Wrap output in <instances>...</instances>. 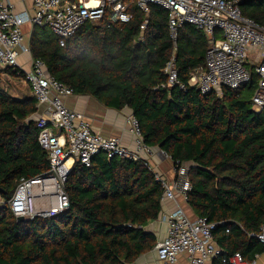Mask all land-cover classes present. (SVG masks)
Instances as JSON below:
<instances>
[{
    "label": "trees",
    "instance_id": "16d2710c",
    "mask_svg": "<svg viewBox=\"0 0 264 264\" xmlns=\"http://www.w3.org/2000/svg\"><path fill=\"white\" fill-rule=\"evenodd\" d=\"M236 1L244 17L264 27V0ZM128 8L130 21L85 23L63 47L47 27H33L31 55L73 93L128 109L145 145L189 164L191 211L216 223L222 256L239 253L251 262L264 252L254 236L264 224V110L251 107L254 76L238 89L201 93L188 81L204 63L206 37L185 23L172 39L163 8L150 5L147 16L134 2ZM171 56L184 89L166 87L162 69ZM37 110L33 97L14 99L0 86L5 202L19 179L48 170L36 138ZM64 190L68 208L52 217L18 221L0 206V264H132L153 250L156 237L146 227L161 213L162 188L140 160L101 152L88 167L76 161ZM218 258L213 264H224Z\"/></svg>",
    "mask_w": 264,
    "mask_h": 264
},
{
    "label": "built area",
    "instance_id": "2783aa9c",
    "mask_svg": "<svg viewBox=\"0 0 264 264\" xmlns=\"http://www.w3.org/2000/svg\"><path fill=\"white\" fill-rule=\"evenodd\" d=\"M133 2L145 16L150 5L163 8L172 39L185 23L207 37L204 63L191 73L188 85L206 94L219 92L223 87L238 89L250 84L254 76L251 107L255 112L264 110V27L244 17L236 0H32L30 23L33 27H47L63 47L85 23H98L105 17L112 23L130 21L132 14L128 7ZM146 23L147 19L140 25L141 30ZM29 53L14 4L0 0V78L11 69L28 85L37 113L40 112L34 119L37 142L46 152L49 165L41 176L19 179L9 200L2 201L15 218H47L67 210L64 183L74 163L78 161L88 167L92 157L102 152L109 158L140 160L161 185V204L166 201L175 204L156 219L165 224L164 237L153 248L159 264H176L181 253L186 254L187 264H206L218 257L227 264H254L239 253L222 256V249L213 237L216 223L205 217L190 219L176 203L177 197L188 201L189 164L172 162L171 180L160 174L150 157L154 153L169 157L144 144L132 113L125 117L126 128L133 137L131 145L98 134L82 113L65 106L63 99L73 94L72 89L50 76L42 60L29 58L28 68L19 63L20 54ZM162 72L166 87L185 88L178 79L174 56L165 63ZM254 236L264 246V224Z\"/></svg>",
    "mask_w": 264,
    "mask_h": 264
},
{
    "label": "crops",
    "instance_id": "0c3cea01",
    "mask_svg": "<svg viewBox=\"0 0 264 264\" xmlns=\"http://www.w3.org/2000/svg\"><path fill=\"white\" fill-rule=\"evenodd\" d=\"M10 1L14 4V10L20 22L21 30H24L26 32L25 44H27L30 48L29 43H30L31 33L33 30V26L30 23V17L32 15V0H10ZM202 34L205 36L204 33ZM216 35L220 37V32H217ZM29 58H33L31 55V50L29 55L20 54L19 63H21V65H24L25 68H28L27 62ZM6 78L11 80L9 74L5 72V75L2 76L0 80H4ZM6 87H8V85H6ZM2 88L6 91L8 90V88L7 89L4 87ZM28 90L29 91H27L26 94L20 96L10 94L8 91L7 93L14 99H24L26 97H32L30 89ZM63 102L65 106H67L68 108L75 110L79 113H82L90 121L94 131H96L98 134L104 137L119 138L125 145H131L133 143V137L128 132L125 125V117L127 116V114L131 113L128 109L115 110L112 108H108L102 105L101 103H99L92 96L75 94V93L65 97L63 99ZM39 114L40 112L36 113L34 119ZM149 160L160 174H162L169 180L173 179L174 173L172 170V161L170 160V158L158 156L156 153H154L152 154ZM2 201L3 200L0 197V206L5 205L3 204ZM187 202H184L181 197L176 198V203L184 210L186 215L190 219H194L197 216L193 214ZM174 206L175 204H172L169 201L164 202L163 204H161L160 214H162L163 211L165 210H172ZM146 228L155 235L156 242L157 240L162 239L164 237V231H165L164 223H160L156 220L149 223ZM225 232L227 233L228 230H226ZM214 240L217 243L216 239ZM217 245L219 246L218 243ZM214 259L208 261L206 264H213ZM251 262H253L254 264H264V252L255 255L254 259ZM132 264H159V263L156 260L154 250H152L138 257L135 260V262H133ZM176 264H187L185 253H181L177 256Z\"/></svg>",
    "mask_w": 264,
    "mask_h": 264
},
{
    "label": "rangeland",
    "instance_id": "374dc122",
    "mask_svg": "<svg viewBox=\"0 0 264 264\" xmlns=\"http://www.w3.org/2000/svg\"><path fill=\"white\" fill-rule=\"evenodd\" d=\"M22 33L24 36H26V32L24 30H22ZM27 33H28V31H27ZM9 76L11 77V80H9L7 78L4 80H0V86L4 87L6 89L8 88L7 91L10 94L20 96V95L26 94L27 91H29L28 85L24 82V80L21 76L10 75V74H9ZM6 85H8V87H6Z\"/></svg>",
    "mask_w": 264,
    "mask_h": 264
},
{
    "label": "water",
    "instance_id": "95a60500",
    "mask_svg": "<svg viewBox=\"0 0 264 264\" xmlns=\"http://www.w3.org/2000/svg\"><path fill=\"white\" fill-rule=\"evenodd\" d=\"M2 192V189L0 188V193ZM17 220L18 221H22V220H24V218L23 217H17Z\"/></svg>",
    "mask_w": 264,
    "mask_h": 264
}]
</instances>
